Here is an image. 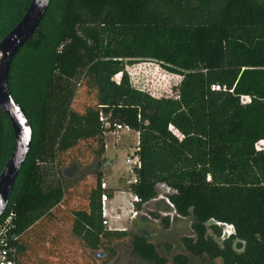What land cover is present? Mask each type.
Here are the masks:
<instances>
[{"label": "trees", "instance_id": "obj_1", "mask_svg": "<svg viewBox=\"0 0 264 264\" xmlns=\"http://www.w3.org/2000/svg\"><path fill=\"white\" fill-rule=\"evenodd\" d=\"M30 1L0 0V40ZM140 58L182 76L174 95L132 85L124 60ZM8 85L32 127L5 210L14 211V264H108L130 239L149 264L167 263L144 233L102 225L100 195L108 188L100 171L79 191L55 177L72 159L90 161L104 134L100 113L111 126L138 132L141 166L129 185L140 198L135 207L156 196L158 182L177 190L170 199L193 234L181 237L185 252L173 264H190V256L264 264V147L257 148L264 141V0H52L14 56ZM13 145L0 110V171ZM211 219L232 224L234 233L219 242L222 229L207 225ZM100 249L97 263L86 250Z\"/></svg>", "mask_w": 264, "mask_h": 264}, {"label": "rangeland", "instance_id": "obj_2", "mask_svg": "<svg viewBox=\"0 0 264 264\" xmlns=\"http://www.w3.org/2000/svg\"><path fill=\"white\" fill-rule=\"evenodd\" d=\"M124 67L134 87L145 90L156 97L174 95V87L182 79V76L169 72L160 62L154 59L140 58L124 60ZM119 78L120 74L114 77L116 81ZM242 99L246 102L248 101L245 97ZM105 141L107 144V157L104 155ZM102 143L104 144V152L98 155L96 150L101 147ZM102 143L96 141V149L91 151V159L89 162L81 163L77 159H72L68 166L62 167L55 174L56 178L59 175L61 176L64 188H73L79 191L85 184L87 185L93 182L95 174L100 171L102 174V183L109 186L107 191H129L130 184H128V181L136 178L131 167H135L133 160L135 159V150L138 145V132L123 129L118 131L117 134L104 133ZM262 143L259 142L257 145L258 149L264 147ZM108 157L111 159L109 160ZM111 160H113V163L110 162ZM75 201L78 202L77 199ZM159 210L168 211V208L162 203H149L145 206V212L149 218L140 215L138 216L140 220L130 222V220H127L129 218L128 214L125 218L126 221L122 225H118V227L131 233H144L147 239L156 246L158 253L166 257V264H173V255L179 252H185L181 243V237L193 234L190 227L191 219L189 217H186L185 220L175 219L173 223H170L168 220V226H165ZM151 213L158 214L159 217H154ZM56 225L64 231L67 229L64 222H57ZM207 234L213 237L209 228ZM218 241L220 242L221 238H218ZM115 248L117 251L116 257L108 264H149L146 259L132 250V239L123 244L116 245ZM66 249L69 250L68 257L71 256L72 254L70 253L73 247L66 246ZM86 252L97 263H101L103 258L101 256L104 253L103 249L97 251L86 250ZM190 258V264H203V260L198 257L190 256ZM35 261V263H38V260ZM215 262L221 264L220 259L215 260Z\"/></svg>", "mask_w": 264, "mask_h": 264}, {"label": "water", "instance_id": "obj_3", "mask_svg": "<svg viewBox=\"0 0 264 264\" xmlns=\"http://www.w3.org/2000/svg\"><path fill=\"white\" fill-rule=\"evenodd\" d=\"M52 0H31L19 21L0 40V110L10 124L14 145L0 171V218L5 213L16 177L24 164L32 143V127L20 105L9 90V72L12 60L19 49L35 33ZM240 240L234 249L240 251Z\"/></svg>", "mask_w": 264, "mask_h": 264}, {"label": "built area", "instance_id": "obj_4", "mask_svg": "<svg viewBox=\"0 0 264 264\" xmlns=\"http://www.w3.org/2000/svg\"><path fill=\"white\" fill-rule=\"evenodd\" d=\"M219 87H215V89H218ZM246 100L249 101L248 97H245ZM99 120L103 125L104 133H115L117 134L118 131L126 128L129 129L127 126H124L123 124H115L114 126H111L109 120L105 115L102 113L99 114ZM263 142L264 146V141ZM135 160V161H134ZM133 160V164L135 167H131L132 172H134L135 168H140V161L138 160V157L135 155V159ZM136 182V178L128 181V184ZM102 188H107L105 183H102ZM156 191L157 194L154 198H152L149 202H146L142 205L141 209H137L135 207V204L137 202H140V198L133 194L131 196L130 205L131 208L129 210V218L134 219L140 215H144L147 218L149 216L145 212V206L149 203L158 204L162 203L165 207L168 208V211L165 210H159V213L162 215V217H168V220L170 223H173L175 219L179 220H185L186 217L181 216L178 214L175 210L174 204L172 203L170 199V195L177 192L176 189L171 187L170 185L166 184L165 182H158L156 184ZM108 195L107 193L103 192L100 195V203H101V217H102V225L106 226L108 229H120L118 225H120L119 217L118 216H112L110 215L109 208L107 206L108 202ZM14 211L11 209L8 212H6L1 218H0V264H14V261L12 259L14 249L12 247V243L18 238V235L13 233L14 229ZM209 224H216L221 227L222 233H221V240L228 237L232 233H234V228L232 224L224 223V222H218L213 219H211Z\"/></svg>", "mask_w": 264, "mask_h": 264}, {"label": "crops", "instance_id": "obj_5", "mask_svg": "<svg viewBox=\"0 0 264 264\" xmlns=\"http://www.w3.org/2000/svg\"><path fill=\"white\" fill-rule=\"evenodd\" d=\"M125 130L131 131L130 129ZM123 130V129H122ZM121 131V130H120ZM106 157L107 155V144L105 141V154ZM110 160L111 158L108 157ZM113 163V160L110 161ZM105 182V181H104ZM107 188H109L108 185H106ZM109 199L107 202V206L109 208L110 215L118 216L119 221L121 222L120 224L122 225L126 221V215L129 214V210L131 208L130 201H131V196L133 195L131 192L126 191V190H117V191H112L107 193ZM101 204V203H100ZM130 220V222L133 221H138L140 218L136 217L134 219H127Z\"/></svg>", "mask_w": 264, "mask_h": 264}]
</instances>
